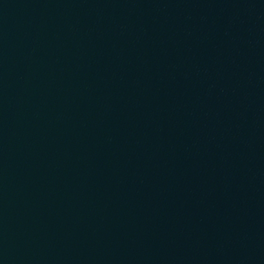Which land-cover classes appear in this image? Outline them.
<instances>
[{
	"label": "water",
	"instance_id": "1",
	"mask_svg": "<svg viewBox=\"0 0 264 264\" xmlns=\"http://www.w3.org/2000/svg\"><path fill=\"white\" fill-rule=\"evenodd\" d=\"M0 264H171L86 0H0Z\"/></svg>",
	"mask_w": 264,
	"mask_h": 264
}]
</instances>
